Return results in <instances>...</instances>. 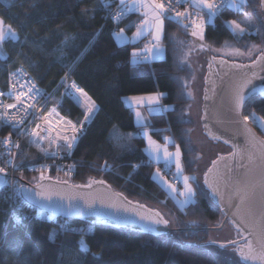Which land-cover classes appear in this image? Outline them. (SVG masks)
<instances>
[{
    "label": "trees",
    "instance_id": "trees-1",
    "mask_svg": "<svg viewBox=\"0 0 264 264\" xmlns=\"http://www.w3.org/2000/svg\"><path fill=\"white\" fill-rule=\"evenodd\" d=\"M258 1L247 0L244 4L257 27L252 23L251 27L244 25V33L233 32L226 22L243 15L227 6L205 23L203 41L192 37L173 19L165 18L161 37L164 57L133 63L132 53L143 40L118 43L114 35L125 23L135 21L132 14L114 24L106 19L101 0H0V18L18 35L17 40L8 39L1 48L0 87L5 88L8 72L16 67L24 68L45 93H51L68 73V78L95 102L89 122L83 125L71 152L73 167L66 179H103L128 197L173 217L168 233L153 236L105 224L52 218L19 199L13 204L1 189L0 264H242L235 255L224 260L210 254L209 250L215 252L202 244L209 231L182 230L218 225L222 219L220 209L207 194H201L207 192L193 180L196 195L191 202L180 205L153 179L155 164L144 152V138L131 134H139L141 125L134 123L132 110L123 97L164 93L161 102L168 108L150 114L147 127L160 142L164 141L163 134H169L170 146L180 148L183 172L194 174L198 151L190 138L194 122L188 116L193 102L189 89L195 77L190 57L196 49H239L247 53L256 48L253 45L260 47L264 21L257 15ZM83 10H87L85 15ZM204 18L206 21L208 16ZM200 44L205 47L201 49ZM259 52L256 50L255 55ZM52 101L58 104L61 114L79 124L85 107L75 97L56 93ZM242 111L243 115L255 111L264 117V98L253 97ZM249 122L264 136L253 120ZM7 134L13 135L14 131L0 127V135ZM28 149L27 143L22 145L18 176L30 180L41 171L27 170L26 165L38 161L33 151L25 155ZM43 172L58 176L55 168ZM82 236L89 247L86 253L80 251Z\"/></svg>",
    "mask_w": 264,
    "mask_h": 264
},
{
    "label": "water",
    "instance_id": "water-1",
    "mask_svg": "<svg viewBox=\"0 0 264 264\" xmlns=\"http://www.w3.org/2000/svg\"><path fill=\"white\" fill-rule=\"evenodd\" d=\"M259 12L264 21V7L258 1ZM215 57V59H213ZM255 62V63H254ZM211 65V66H210ZM264 58L261 52L249 60L237 61L224 56L212 55L206 58L202 83L201 126L204 135L212 142H220L228 147V152L218 154L211 160L203 175L204 190L211 200L218 206L222 214L221 222L216 226L186 227L182 230H219L225 223H229L234 230L235 245L243 247L251 240L253 247L259 249L258 240L264 237V136L249 122L237 117L232 110L231 97L237 86L245 79V73H258L253 84L258 89H264ZM205 95L209 98L205 100ZM260 96L254 94L253 97ZM252 97V98H253ZM239 119L240 122L235 121ZM207 125V128L205 127ZM250 130V131H249ZM213 135L219 137L213 139ZM255 137L253 140L252 138ZM228 140L229 143L224 141ZM235 153V155H233ZM251 157V159H249ZM216 161V166H213ZM243 165V167L241 166ZM212 168L211 173L208 169ZM209 184L218 189L215 197L211 189L204 183L205 174ZM41 174L27 180L16 176L18 181V197L27 206L39 212H44L52 218L73 219L90 224H105L116 228H125L131 231L153 236L165 235L171 229L170 224L151 225L142 220L141 216L156 217L159 214L167 219L156 207L132 199L117 190L103 179L91 178L85 182H72L68 179ZM0 181H7V176L0 174ZM90 181H104L103 184L93 182L91 187H76L86 185ZM6 183H0V190ZM237 189L247 192L244 203L236 195ZM44 192L51 195V199H43L36 194ZM97 197L91 209L85 206L84 200L79 197ZM63 197V199H62ZM68 197H76L69 207ZM236 205L239 207L237 208ZM84 208V214H78V209ZM139 214V215H138ZM154 229V230H153ZM229 242V241H228ZM228 242H217L205 246ZM245 251L247 249L245 248ZM235 256L242 264H252L251 261L241 260L238 252Z\"/></svg>",
    "mask_w": 264,
    "mask_h": 264
},
{
    "label": "snow or ice",
    "instance_id": "snow-or-ice-1",
    "mask_svg": "<svg viewBox=\"0 0 264 264\" xmlns=\"http://www.w3.org/2000/svg\"><path fill=\"white\" fill-rule=\"evenodd\" d=\"M104 3V6L107 8L111 0H102ZM182 2L190 3L197 11L195 14V17L193 18L192 13H189L187 10L184 12H179L175 11L173 8V0H168V3L165 4L163 0H132L131 3H126V0H120V8L119 10L112 15V19L114 20H119L120 18L124 17L127 15V12L133 11L135 9H147V11L144 12L143 14V19L136 25L137 31L135 33L136 37H139L143 35L144 31L146 29L150 30V35L152 36V41L156 42L153 43L151 47L148 45H145V48L143 50V55H141V52L134 50L132 53L133 57H140L143 60H148L151 55H153V49L158 51L160 49V44L159 41L161 40V36L164 32V20L165 18L168 19H175L177 22L181 23L184 27H191V35L193 37H198L200 41H203L205 39L204 32H205V18L204 15L206 14L208 17H215L218 12L220 11L221 8L225 6L224 0H175V3L179 5ZM247 0H240V4H245ZM260 5L264 7V0H260ZM228 7L235 8L238 11L241 10L239 8V5L236 4V0H228ZM207 10L206 13H204V10ZM174 12V16L168 15L170 13ZM87 13V10L82 11V15H85ZM185 21H188V23H184ZM229 25L233 26V30H238L240 33H244L246 31V28L242 26V24L236 20H231L227 22ZM245 23L248 26L251 25V21L246 19ZM124 29H120L119 32L114 33V35L117 38H121L123 36ZM8 39H11L13 41L18 39L17 32L12 29L11 25H4L3 19L0 18V48H2L4 42ZM67 39V38H66ZM199 47L203 49L205 47L204 44H200ZM253 47H258L256 45H253ZM237 54L243 55V53H240L239 49L234 50ZM251 51V50H249ZM261 58H264V52H261ZM215 59V57H213ZM255 63V62H254ZM211 66V65H210ZM261 70L264 71V66L261 67ZM15 76V74H11ZM20 75H24V73L21 71ZM258 73L255 71H252L250 74L245 73V79L243 82L237 86L232 94L231 97V103H232V110L235 112L237 117L242 116L243 121H249L250 119L253 120L254 123H257L261 129H264V117L257 116L255 111L251 112L250 115H243V111L246 107L247 104L250 102L254 94H259L262 98H264V89H258L255 87L253 84V80L257 78ZM68 78V73H65L64 79L67 80ZM16 83L19 84V80H16ZM24 87H27V95H29L30 99H35L36 96H38L41 92L39 88L36 87L34 83H29L28 85H20V88L23 89ZM71 88H75L76 92L80 93V97L83 98V106L86 108V113H85V120L89 118V114L93 112L95 109V102L91 100V98L87 95L86 92H84L83 89H80L76 87L75 83L73 82L70 86ZM11 94V93H10ZM25 94V93H21ZM69 95L72 93L69 92ZM2 95V93H0ZM164 95L162 92H157L155 94L146 96V97H131L133 101L137 105H142L144 101H147L149 104H158L160 102L161 97ZM191 95V93H189ZM205 100H207L209 97L205 95ZM17 102L21 103L20 96H16ZM79 99V98H78ZM16 105H3L0 104V108H5V111L0 113V119H6L8 122H11L12 120L15 119V115H9L7 112V108H14ZM31 108H35V105H29ZM27 111V109H24ZM151 110V109H150ZM56 110L55 108L51 109V113H55ZM58 115V113H57ZM136 116L138 118V121H143V117L139 109H137ZM45 121L47 123H51L50 120H48V117H44ZM23 120H20L19 123H23ZM236 123H239L240 120L237 119L235 121ZM83 125H81L82 127ZM39 128L40 126L37 125ZM207 128V125H205ZM66 128L70 129V131L73 133V135L69 136L67 134H61V132L65 131V129H61L56 133L55 139H50V131H49V136H41L40 132L33 131L31 132V136L38 137L39 139H48L49 144H55L57 141H62L63 143L60 144L57 148V151L64 150L68 152L69 154L71 153V150L73 149L75 142L77 140V135L76 133L79 131L77 128V125L73 123L71 120L66 121ZM141 128L146 129L147 125H144L141 123ZM250 131V130H249ZM144 136L147 137L148 144L152 152L157 154V158H159L158 154L160 153L161 149L163 150V155L166 161L169 163L172 161V158H175V166L177 169V173H182V165L180 161V148L179 146L176 147V152L172 153L169 152L167 149V145H160L158 144L155 140L152 139L150 135H148V132L144 130L142 132ZM219 137L213 135V139H218ZM165 140H168V137L164 138ZM253 140L255 137L252 138ZM5 143H8V140L6 139L4 141ZM34 143L37 141H33ZM225 143H229L228 140L224 141ZM19 147V145H17ZM52 155H55V153H52ZM235 155V153H233ZM251 159V157H249ZM8 163H12V160H9ZM213 166H216V161H213ZM243 167V165H241ZM72 166H69L71 169ZM159 172V170H157ZM213 171L212 168L208 169V172L211 173ZM5 173V168L0 167V174ZM208 174H205V180L204 183L208 185L209 189H211V195L215 197L218 193L217 188H213L212 184H209ZM47 177L44 176V172L41 171V179H46ZM190 177L184 176L183 177V182H184V191L180 192L181 196L185 197V200L181 201V204H187L189 201L192 200V198L196 195V191L192 188V185L189 183ZM93 182L103 184L104 181H90L86 185H77L76 187H91V184ZM0 183H6V181H0ZM262 183H264V178H262ZM169 188L173 192L176 191V188L174 185H168ZM243 190L237 189L236 195L239 197L240 202L244 203L245 199L247 198V192ZM202 195H206L207 193H201ZM37 196H40L43 199H51L50 194H46L44 192H38L36 194ZM63 199V197H62ZM69 199V207H72L71 201L76 199V197H68ZM79 199L84 200L85 206L88 209H91L93 205L96 202L97 197H92V198H86V197H79ZM238 208L239 206L236 205ZM78 214L83 215L84 214V208H79L78 209ZM139 215V214H138ZM142 220H146L149 222L151 225H164L167 227L170 224V221L168 219H164L161 217L159 214L156 215V217H151V216H141ZM261 221L264 222V217H261ZM17 222H19V218H17ZM154 230V229H153ZM49 239H53V236H50ZM209 244H216L217 242L214 240H209ZM258 243L260 245L259 249L253 247V243L251 240H248L247 243L243 247L239 246H234L232 247L231 251L233 252H238L241 260L248 262L251 261L252 264H264V237L258 240ZM235 241H229L227 244L221 243L218 245L219 249L224 250L223 252H215L211 253L209 250L210 254L216 255L220 257L221 259L227 260L228 259V248L229 245H235ZM80 245V251L82 253H86L89 251V247L87 243L85 242L83 236L81 237V240L79 241ZM245 248L247 251H245Z\"/></svg>",
    "mask_w": 264,
    "mask_h": 264
},
{
    "label": "rangeland",
    "instance_id": "rangeland-1",
    "mask_svg": "<svg viewBox=\"0 0 264 264\" xmlns=\"http://www.w3.org/2000/svg\"><path fill=\"white\" fill-rule=\"evenodd\" d=\"M3 1L6 2L7 0H3ZM145 11H147V9L142 8L141 10H139V15H140L139 20L143 19V14ZM204 11L207 12L206 9ZM257 15L259 17V16H261V13L259 12V13H257ZM212 18L213 17H208L205 22H211ZM246 19L250 20L251 24L256 23L253 16L249 17L247 15H243V16L238 17V19L236 21L240 22L242 24V26L245 27L244 25H247L245 23ZM229 21H231V20H229ZM227 22H226V24L231 28V30L233 32L240 33L238 30H233V26L229 25ZM121 28L125 30L124 27H121ZM191 31H192V29L189 30L190 34H191ZM194 38H198V37H194ZM150 39L152 40L151 37H150ZM117 40H120V39L117 38ZM159 44H160L159 51L161 53L159 55H155V52H157V50L153 49L154 54L150 56L149 60H153V59L157 60V59L164 57V46L161 44V40L159 41ZM142 48H145V46L142 45L136 51L141 52ZM256 50H259L260 52H264V42L260 45V47H256L255 49L252 48L251 51H249L247 53H243V55L237 54L235 51L228 52L229 50H227V49H217L216 50L214 48H212V49L207 48L206 51H204V50L198 51L196 49V50H194L193 55H191L190 59L192 61L193 67L195 69V77H194V81L192 82V85L190 86V89H189L192 96H193V102L189 107L188 116L194 122V127L190 133V138L192 140L194 147L198 151L197 167H196L194 174L187 175L183 171H182V173H177V169L175 166V158L173 157L172 161L170 163L168 161H166V159L164 158L162 149H161L160 153L158 154L159 158H157V154L152 152V150L149 147L147 137L142 134V132L144 130H146L148 132V135L151 136V134L149 132V130H150L149 127H147L146 129L140 130L139 134H136L134 132L131 133L132 135H141L144 138V142H145L144 152L148 155V157L152 161V163L155 164V167L152 171L153 179L156 180L172 197H174L180 205H185V204H181V201L185 200V197L180 195V192L184 191L183 177L184 176L190 177L189 183L192 185L193 189H194V186L192 184V180L195 181L200 188L204 189L203 175H204V172L206 171L207 167L209 166L211 160H213L216 157V155H218V154H224V153L228 152L227 146L223 145L220 142L214 143V142L210 141L204 135V133L202 131V126H201L202 83H203L204 65L206 63V58L208 56L217 55V56L227 57L228 59H231V60L244 61V60H249V59H252L253 57H255ZM0 51H1V48H0ZM240 53H242V52H240ZM209 54H211V55H209ZM139 60H143V59H141L140 57L131 56V62L134 63V62L139 61ZM157 92H160V91H155V92L146 93V94L127 95V96L123 97L124 103L132 110L133 120H134V123L136 125H141V123H143L144 125H147L149 122L150 114L164 112L168 107L162 104L161 99H160V102L158 104H149L147 101H144V103L142 105H137L135 103V101H133L130 98L131 97H146V96L155 94ZM137 109H139V111L142 114V117H143L142 122L138 121V118L136 116ZM256 125H257V123H256ZM259 128L261 129V127H259ZM261 130L264 132V129H261ZM33 131L40 132L41 136H49V131H50V139H55V137H56V134H54L56 132H53L49 128L48 125H45V126L41 125L39 128L35 127V129ZM61 134L62 135L63 134L69 135L67 129H65V131L61 132ZM165 137H168L169 139L165 140L164 139ZM152 139L155 140L153 137H152ZM163 140H164L163 142H160L157 140H155V141L160 145L166 144L168 151L175 153L177 146H170V143H172L171 136L169 134H163ZM26 141H27V144L29 145V149H28V152H26L27 150L25 151L26 152L25 155L28 156V154L31 151H33L38 156V161L51 157L52 153H55V154L56 153L57 154L68 153L64 150L57 151L58 146L63 143L62 141H57V143L50 145L48 139L41 140L38 137H34L31 135L28 136ZM33 141H37V142L34 143ZM35 162H37V161L31 162V163H35ZM160 163L170 164L171 176L178 181L177 184H174L167 176H165L161 172L160 168L157 166V164H160ZM157 170H159V172ZM68 173L69 172L57 173L58 176L55 175V177L66 179V177L69 175ZM38 174H40V173H38ZM168 185H174L176 188V191L173 192L171 190V188H169ZM192 200H193V198H192ZM191 201H189V202H191ZM164 216L169 221L171 219H173V217L166 212H165ZM211 226H216V225H211ZM234 234L235 233H234V230L232 229L231 225L229 223H225V225L219 230H210L209 231V237L206 241L214 240L216 242H228L234 238ZM230 247H233V246H229V248H228V257H234V253L230 252ZM209 248L214 252H217V251L223 252L224 251L222 249H219L216 245H209Z\"/></svg>",
    "mask_w": 264,
    "mask_h": 264
},
{
    "label": "built area",
    "instance_id": "built-area-1",
    "mask_svg": "<svg viewBox=\"0 0 264 264\" xmlns=\"http://www.w3.org/2000/svg\"><path fill=\"white\" fill-rule=\"evenodd\" d=\"M163 2L167 4L168 0H163ZM224 2H225V6L220 10H223L225 7H227L228 0H224ZM236 4L239 5V8L241 9L239 11L235 9L236 12L242 15H247L249 17H252L251 11H249L244 6V4H240L239 0H236ZM102 5L105 9L106 19L110 20L114 24L119 23L120 21L125 19L128 15L127 12V15H125L124 17L120 18L119 20H114L112 19V15H114L119 10V8L121 7L120 3L118 2L116 4H113L112 2H110L107 8L104 6L103 2ZM173 8L175 9V11H179V12H184L187 10L189 13H192L193 18L195 17L197 11L190 3L182 2L179 5H177L175 3V0H173ZM168 15L174 16V12ZM173 20L177 22V20L175 19ZM177 23L181 25L183 29L188 31L191 30V27L186 28L181 23L179 22ZM184 23H188V21H185ZM254 25L255 27H257V23H254ZM114 32H116V30H114ZM153 43L155 42L152 41L150 37H148L144 40L143 45L144 46L148 45L149 47H151ZM143 50L144 48H142L141 55L144 54ZM21 71L24 73V75L22 76L20 75ZM11 74H15V76ZM16 80H19V84L16 83ZM73 82H74L73 80L69 78L65 80L63 77L51 93H45L43 89L39 87L36 84V82L29 76V74L25 71L24 68L16 67L15 69L8 72L6 77L5 88L0 87V93H2V95H0V104H3L5 106L16 105V107L14 108L6 109L9 115H15L14 120L8 122L6 119H0V127H7L12 131H14L13 135L12 134L0 135V167L5 168V173L3 174L7 176V181L3 190L6 192V194L8 195L9 199L13 204L16 203L17 199H19L18 181L16 179V176H18L19 170L22 169L20 168L21 148L23 144L27 143L26 140L30 135V133L35 129V127H37V125L40 126L48 125L49 128L56 133L61 129H67L66 121L70 119L59 112L57 108L58 104L52 101L54 95L56 93H60L61 95L75 97L83 105V98L80 97V93L76 92L75 88L70 87ZM29 83H34L36 87L41 90L40 94L36 96L35 99H30L29 95L26 94L27 87H24L23 89L20 88L21 84L28 85ZM75 85L76 87L80 88L76 83ZM69 92H71L72 94L69 95L68 94ZM21 93H25V94H21ZM17 95L20 96L21 103L17 102L16 99ZM33 104L35 105V108L29 107V105H33ZM53 108H55L56 110L55 113H51V109ZM24 109H27V111H25ZM4 111L5 108H0V113ZM85 113H86V108H85L84 116L82 117L81 121L79 122V124H76L77 128L79 129V131L76 133L77 140L83 130V126L81 127V125H84L89 122V118L85 120ZM44 117H48V120H50L51 123H47ZM20 120H23L24 122L21 124L19 123ZM67 130L69 136L73 135L70 129ZM6 139L8 140V143L4 142ZM17 145H19V147H17ZM70 157H71V153L70 154L56 153L53 156L51 155V157L49 158H45L35 163L26 165V168L28 171H34V172L43 171L44 169L47 170L50 168H55L58 173L70 172V170L73 167V162L70 160ZM9 160H12V163H8ZM69 166H72L71 169L69 168ZM158 167L160 168L161 172L165 176H167L174 184L178 183V181L171 176L170 164L160 163Z\"/></svg>",
    "mask_w": 264,
    "mask_h": 264
},
{
    "label": "crops",
    "instance_id": "crops-1",
    "mask_svg": "<svg viewBox=\"0 0 264 264\" xmlns=\"http://www.w3.org/2000/svg\"><path fill=\"white\" fill-rule=\"evenodd\" d=\"M117 2H119L120 3V0H116ZM132 2V0H126V3H131ZM142 8H140V9H135V10H133V11H130V12H128V14H132L133 15V17H134V19H135V21H133V22H129V23H125L122 27H124L125 28V32L123 33V36L121 37V38H119L120 40H117V38H116V36H115V39H116V41L118 42V43H127V42H132V43H136V42H138V41H140V40H143V42L142 43H144V40L146 39V38H148V37H151L152 38V36L149 34L150 33V30H148V29H146L145 31H144V33H143V35H141V36H139V37H136L135 36V33H136V31H137V27H136V25H137V23L138 22H140L141 20H139V17H140V15H139V10H141ZM131 27H133V30L131 31V30H129ZM120 29H122V28H120ZM120 29H118L117 30V32H119V30ZM131 31V32H129V31ZM143 45V44H142ZM161 52L159 51L158 52V54H157V52H155V55H159ZM149 60V59H148ZM154 60V59H153Z\"/></svg>",
    "mask_w": 264,
    "mask_h": 264
},
{
    "label": "flooded vegetation",
    "instance_id": "flooded-vegetation-1",
    "mask_svg": "<svg viewBox=\"0 0 264 264\" xmlns=\"http://www.w3.org/2000/svg\"><path fill=\"white\" fill-rule=\"evenodd\" d=\"M231 249H232V247H230V252L234 253V255H235V252L231 251Z\"/></svg>",
    "mask_w": 264,
    "mask_h": 264
}]
</instances>
